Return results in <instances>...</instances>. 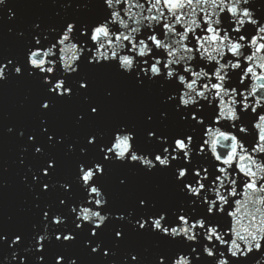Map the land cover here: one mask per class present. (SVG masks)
Listing matches in <instances>:
<instances>
[{"label":"snow or ice","instance_id":"snow-or-ice-1","mask_svg":"<svg viewBox=\"0 0 264 264\" xmlns=\"http://www.w3.org/2000/svg\"><path fill=\"white\" fill-rule=\"evenodd\" d=\"M33 6L0 0V264H264V0Z\"/></svg>","mask_w":264,"mask_h":264},{"label":"water","instance_id":"water-1","mask_svg":"<svg viewBox=\"0 0 264 264\" xmlns=\"http://www.w3.org/2000/svg\"><path fill=\"white\" fill-rule=\"evenodd\" d=\"M38 2L39 0H13V3L20 8L18 15H23L25 23L30 22L35 15L47 17L52 14L53 10L51 8L40 9L33 6ZM12 26V24L7 23L6 19L0 21V50L4 47L13 48L15 46L14 38L7 34V29ZM22 99V92L14 86L10 85L6 88H0V133H2L6 126L19 122L20 113L18 105ZM14 159L13 145L11 143L6 146L0 144V165H3L6 161L9 171L5 178L13 185L7 201L0 205V222L3 221L6 215H11L15 211L16 200L18 198V194L15 192V185L18 183V176L16 175L18 169L13 163Z\"/></svg>","mask_w":264,"mask_h":264}]
</instances>
